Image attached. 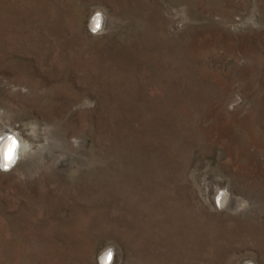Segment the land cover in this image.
Listing matches in <instances>:
<instances>
[{
  "label": "rangeland",
  "instance_id": "obj_1",
  "mask_svg": "<svg viewBox=\"0 0 264 264\" xmlns=\"http://www.w3.org/2000/svg\"><path fill=\"white\" fill-rule=\"evenodd\" d=\"M5 125L0 264H264V0H0Z\"/></svg>",
  "mask_w": 264,
  "mask_h": 264
},
{
  "label": "clouds",
  "instance_id": "obj_2",
  "mask_svg": "<svg viewBox=\"0 0 264 264\" xmlns=\"http://www.w3.org/2000/svg\"><path fill=\"white\" fill-rule=\"evenodd\" d=\"M106 10L103 8H97L92 12L89 17L87 27L89 32L93 36H101L106 31ZM235 105L230 104L229 108H233ZM32 145L25 140L18 131L13 130L11 127L5 125L0 127V173L11 172L21 158L28 153ZM232 198V192L229 187L225 185L220 187L215 186L214 200L215 210L226 211L230 199ZM237 207L233 210H229L233 215L245 210L249 206V201L243 197L236 196ZM116 258V250L113 246H106L101 250L97 257L98 264H114Z\"/></svg>",
  "mask_w": 264,
  "mask_h": 264
},
{
  "label": "bare ground",
  "instance_id": "obj_3",
  "mask_svg": "<svg viewBox=\"0 0 264 264\" xmlns=\"http://www.w3.org/2000/svg\"><path fill=\"white\" fill-rule=\"evenodd\" d=\"M228 128V124H226V123H222L221 122V124H219L218 126H217V128L216 129H214V130H212V131H217L216 133H218L219 131H222V130H225V129H227Z\"/></svg>",
  "mask_w": 264,
  "mask_h": 264
}]
</instances>
